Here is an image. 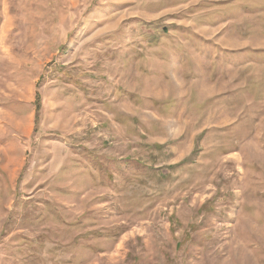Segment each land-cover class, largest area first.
I'll return each mask as SVG.
<instances>
[{"label": "rangeland", "instance_id": "rangeland-1", "mask_svg": "<svg viewBox=\"0 0 264 264\" xmlns=\"http://www.w3.org/2000/svg\"><path fill=\"white\" fill-rule=\"evenodd\" d=\"M0 264H264V0H0Z\"/></svg>", "mask_w": 264, "mask_h": 264}]
</instances>
